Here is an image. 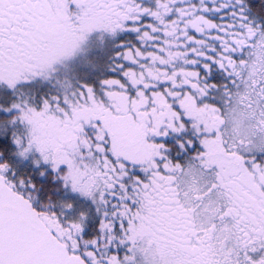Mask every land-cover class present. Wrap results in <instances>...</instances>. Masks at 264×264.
I'll return each instance as SVG.
<instances>
[{"label":"snow or ice","instance_id":"obj_1","mask_svg":"<svg viewBox=\"0 0 264 264\" xmlns=\"http://www.w3.org/2000/svg\"><path fill=\"white\" fill-rule=\"evenodd\" d=\"M0 264H264V0H0Z\"/></svg>","mask_w":264,"mask_h":264}]
</instances>
